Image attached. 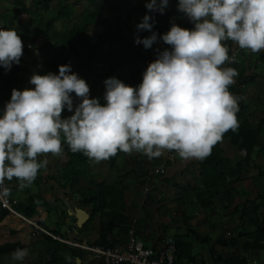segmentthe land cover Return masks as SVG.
<instances>
[{
    "label": "clouds",
    "instance_id": "1",
    "mask_svg": "<svg viewBox=\"0 0 264 264\" xmlns=\"http://www.w3.org/2000/svg\"><path fill=\"white\" fill-rule=\"evenodd\" d=\"M168 3L146 0L149 11L135 26L136 44L151 48L162 40L169 46L156 50L139 84L109 76L101 102L89 95V84L69 62L60 64L58 72L34 71L29 78L34 87L12 89L0 108V186L13 177L20 187L31 184L47 164L38 156L60 155L62 139L94 162L118 151H138L149 159L174 151L183 159L202 160L226 131L238 128L239 97L229 89L238 71L222 67L235 60L223 42L264 50V0H178V12L193 27L173 21L158 34L152 30V14L163 13ZM144 30L151 34L141 37ZM23 48L15 29L0 28V66L7 71L19 64ZM65 108L72 114L62 116ZM7 193L0 187V195ZM26 255V249L18 248L12 258Z\"/></svg>",
    "mask_w": 264,
    "mask_h": 264
},
{
    "label": "trees",
    "instance_id": "2",
    "mask_svg": "<svg viewBox=\"0 0 264 264\" xmlns=\"http://www.w3.org/2000/svg\"><path fill=\"white\" fill-rule=\"evenodd\" d=\"M14 6L15 14L20 16L23 13H31L39 7L46 10L54 0H11ZM128 0H73L72 3L61 4L57 16H61L63 11L69 10L76 3L84 2L89 5L87 9L86 20L81 23L74 24L67 30L56 31L55 34L58 40L65 44V49L73 56H80V49L83 47L87 50L86 55L79 60L77 66L72 70L77 72L85 80L91 79L93 76L94 62L96 53L101 49L106 41L115 39L122 33V24H126L129 20L127 7ZM178 0H169L167 7L163 13L155 12L152 14L154 20L153 29L158 34L166 32L171 23L180 24L182 27L191 28L193 24L183 14L177 10ZM137 8L145 14L148 11L143 10L139 6ZM100 12H106L109 17L115 18L117 24L108 26L103 32L96 35L90 34L88 31L91 28L93 21L97 19ZM126 15V16H125ZM125 16V17H123ZM47 30V29H46ZM151 34L150 30L141 34V37ZM231 44V43H230ZM45 43L43 46H46ZM167 47H169L167 45ZM130 56L126 59H118L116 65L109 64V76H117L125 83L137 85L142 80L143 70L141 64L146 57L144 45H131ZM239 51V46H238ZM31 49L27 46L23 48V54L19 64H13L10 70H5L0 66V108L4 107L6 101L11 97L13 88L24 89L25 87H34L29 83H25L22 73L28 71L25 64ZM264 62V52L258 57L256 63ZM65 63L61 58H48L43 61V66L46 72H58V66ZM119 68V73L116 70ZM254 80L251 75L240 74L237 81L229 86L230 91L239 97V110L237 114L240 116L238 120V128L233 131L229 129L223 134V137L228 138L232 144L238 145V148L244 151V156L241 159L232 160L223 156L222 149L218 146V142L212 146L211 153L204 159H200L199 173L200 179L207 184L208 189H224L228 195V204L238 192L232 188V184L240 179V172L243 167H248L252 163V153L256 149L261 150V145L257 139V134L262 132L263 121L257 122L256 128L250 125L242 115L245 107L240 100L243 93L238 86L241 84L250 83ZM102 90L94 89L90 96H98L103 102ZM71 115L69 112H64L62 116ZM264 151V150H263ZM61 163L59 164L58 174H55V181L58 185L65 182L72 188L80 182V176L83 172L87 173L88 157L82 152H73L66 141H62V153L60 154ZM255 181H260L261 184L255 198L246 201L241 210L235 209L240 214L239 220L243 221L241 229L237 233V237L247 238V242L243 244L246 250H263L264 251V169L259 168L258 174L254 177ZM19 180L13 177L10 180V191L14 195V191L19 185ZM125 189L121 185H108L100 183L94 188L87 187L86 190L78 191L81 203L89 209V219L87 223L98 218L100 221V236L95 244H105L108 234L117 233L125 234L131 227V218L129 208H127L124 200ZM235 193V194H234ZM243 194H246L243 193ZM15 197V195H14ZM207 198L201 200L202 205H206ZM228 205V206H229ZM38 206L52 207L40 193L28 194L23 200H18L14 205L16 213L5 210L0 206V256L14 252L18 248L25 249L28 246L37 245L41 251L47 255V260L43 264H76V258H82L83 251L75 248L67 243L62 242V233L59 230H52L48 234H38L28 220L35 219ZM86 223V224H87ZM84 224V225H86ZM83 225V227H84ZM249 227L253 229L249 231ZM197 236L196 233H194ZM256 235L257 242H251L250 238ZM176 240V260L178 262L186 261L191 264H198L195 258L191 255V244L184 239ZM231 244L236 243V238L230 240ZM223 264H248L246 257L236 258L234 256H226L219 259Z\"/></svg>",
    "mask_w": 264,
    "mask_h": 264
},
{
    "label": "crops",
    "instance_id": "3",
    "mask_svg": "<svg viewBox=\"0 0 264 264\" xmlns=\"http://www.w3.org/2000/svg\"><path fill=\"white\" fill-rule=\"evenodd\" d=\"M127 15L131 25L140 21L143 17V13L140 14L134 8L127 12ZM133 39L134 37L132 41ZM132 41L127 42L129 48L134 43ZM263 52L264 50H261L253 52L255 55H248L246 62L248 67H243V62L236 67L238 75L235 82L240 74L254 77L252 82L238 86L243 93L240 102L245 107L242 119H245L254 128L260 120L263 121V125L262 132L257 134L261 150L259 152L256 149L253 151L251 165L243 167L240 172V179L232 184V188L238 194L234 196L230 205L228 204V195L224 189H208L207 184L204 185L201 181L198 170L200 159H183L174 151H165L160 157L152 159H149L145 154L140 155L143 159L137 160L136 164H132L130 168L128 167L129 169L126 166L124 171H118L114 168L116 161L122 159L120 161L122 163L123 158H125L124 155L127 154V152L118 151L115 155L106 159L109 162L108 167L114 171L112 175L106 167L103 169L104 172L98 168L95 170L92 168L94 171H101L102 174H98V178L92 176V179L96 178L97 180H93V184L89 188H94L100 183L124 187V200L130 210L129 215L132 219L130 228L135 230V240L139 248H159L163 237L172 236L177 239H184L191 244V255L198 264H223L219 259L226 256L236 258L245 256L248 264H264V251L246 250L243 244L248 239L242 236L237 237L243 221L239 220V212L234 211L235 209L241 210L246 201L255 198L259 191L260 181H255L254 177L258 174L259 168L264 169V62L256 63ZM241 58L244 59L245 56ZM233 63L225 62L228 66ZM218 146L222 149L223 156L232 160L241 159L244 156V151L239 149L238 145L232 144L228 138L223 137L218 142ZM95 163L98 164L94 161L90 164L88 158L87 168L96 165ZM98 166L96 165V167ZM160 166H164L165 172L158 177L157 181H154V175L157 174H154L153 170ZM40 172L41 170H39ZM47 176L50 177L42 179L37 174L32 182L34 186H37L36 189L32 190L31 186L29 188L25 186L27 195L40 193L52 205L57 199L65 203L66 217L63 222L66 229L62 232L61 223L58 224L54 222L55 220L50 219L55 214L51 206L47 208L38 206L35 219L39 220L40 225L48 232L55 229L59 230L65 240H78L84 244L96 243L100 236V221L98 218L95 217L87 223L89 209L81 203L80 197L77 195L76 209H81L87 213V219L81 227H78L77 218L74 214L76 209H73V214L71 213L72 204L75 201L72 200L73 198L70 197L68 191L59 189L60 186L54 179L56 176L51 174H47ZM114 177L115 181L113 180ZM48 182L52 183L49 184ZM18 187H20V183ZM245 192L246 194H243ZM208 194H210V197ZM15 195L18 194L15 193ZM203 198H207L209 202H206L205 206L201 204ZM196 203L203 207L202 210L200 208L196 210ZM185 206H187L186 209ZM192 207L195 209L194 211ZM252 229V227H249V231ZM233 238H236V243H229ZM106 239L107 244L122 246L127 240V233L117 234L113 232L108 234ZM250 241L257 242V236L253 235ZM43 255L47 257L44 252ZM77 259L80 260L79 263ZM75 262L76 264H105L101 258L84 251L82 258H76ZM180 263L191 264L186 261Z\"/></svg>",
    "mask_w": 264,
    "mask_h": 264
},
{
    "label": "rangeland",
    "instance_id": "4",
    "mask_svg": "<svg viewBox=\"0 0 264 264\" xmlns=\"http://www.w3.org/2000/svg\"><path fill=\"white\" fill-rule=\"evenodd\" d=\"M72 1L73 0H54L50 4L49 9L46 11L43 7H39L31 13H23L22 15L18 16L15 14L14 6L11 0H0V28L15 29L18 32V34L21 36L24 46H27L31 49V55H29L27 61L25 62L28 71L22 73L21 75L24 78L25 83H29V78L34 71L39 72L40 74L46 73V70L43 66V61L45 59L61 58L64 60L65 63L70 62L72 64V70H73L77 66L79 60H81L86 55L87 50L83 47L80 49V56L76 57L71 55L69 52L66 51L65 44L62 41L58 40L55 34L56 31L67 30L71 28L74 24L81 23V21L86 20L87 18L86 11L89 8V5L84 2L76 3V5L72 6L69 10L63 11L64 13H62L61 16H57V12L60 10V5L63 3L70 4L72 3ZM137 6H139L145 11H148V9L146 8V0L127 1L128 12H130L134 8L141 14L142 12L138 10ZM129 21L130 19L128 20L127 24H122L123 31L121 34H119L115 39L106 41L104 46L97 51L94 62V68H93V76L91 79L86 80V82L90 86L89 95L91 94V91L94 89L102 90L105 88L104 80L106 79V75L109 72V67H108L109 64L116 65L118 59H126L130 56L129 45L127 44V42L128 43L131 42L133 37L134 39L132 42H134L135 36L137 35L135 26L139 21L132 25L129 24ZM115 24H117L115 18L109 17V15L106 12H100L97 19L93 21V24L88 32L92 35H96L98 33L103 32L105 29L108 28V26ZM145 32H146L145 30L140 31L138 34L139 35L144 34ZM231 42L233 41L228 40V41H224L223 43L225 44L226 47H229ZM45 43H47V45L43 46ZM165 47H167V44H165L161 40L155 42L151 48H145L146 57H145V61L141 64V68L143 69V71L147 67L148 63L156 58L157 55L156 50L157 49L163 50ZM248 55H255V54H253V52H251L250 50L242 49L239 47L237 57L234 63L231 65V67L236 68L238 65L242 64V62H243V67H248V65L246 64ZM242 56H245V58L242 59L241 58ZM226 64L224 63L222 67L228 66ZM39 65H42V67ZM116 71L117 73H119V68ZM234 79L236 80V77ZM75 103H78L77 98H74V104ZM64 112H69L70 114H72L66 108L63 110L62 114ZM168 152H172V151H168ZM140 155H144V154L138 151H133L131 153L127 152V154L124 155L125 158H123V162L122 163L120 162L122 159L120 161L117 160L116 161L117 163L115 164L114 168L118 171H124L125 167L127 166V169H129L132 164L137 163V160L139 161V159L141 160L143 159V157H140ZM59 157L60 155H54L51 153L40 154L38 160L39 161L47 160V164L43 165L39 169L41 170L40 173L38 170V176H40L42 179H46V177L47 178L50 177L47 176V174H51L53 176H55V174H58L57 167L61 163ZM92 162L93 161L90 160V164H92ZM97 163L98 164L96 163L95 164L97 166L98 165L100 166L96 167V165H91L90 168L87 169V173L83 172L81 174L80 184L78 182L72 188H70L69 185L65 182H62L61 185H59L60 186L59 189L66 192L68 191L70 197L73 198L72 200L75 201V203L72 204V209H71L72 214L74 212L73 209L77 208L76 203L78 198L76 197L78 195L77 194L78 191H82V190L85 191L87 187H89L90 185L92 186L93 180L95 181V179L98 178V174H102L101 171L102 172L105 171L103 170L105 167L109 169L108 171L110 172L111 175L114 173V171L110 170V168L108 167L109 162L106 159H103ZM92 168L94 170L98 168L101 171L100 172H98L97 170L94 171L92 170ZM93 175L96 176V178L92 179ZM159 176L160 175H154L153 180L157 181ZM113 180L114 181L116 180L115 177ZM52 182H48V183L51 184ZM259 185L261 186V184ZM30 186L32 190L36 189L37 187L36 185L34 186V184L32 183L27 185L28 188ZM15 193L18 194L17 195L18 197L15 195ZM14 195L17 200H23L27 195L26 187H23L21 189L20 187H17L16 190L14 191ZM208 196L210 197V194H208ZM196 207H197L196 210L199 208L200 210H202L203 208L198 203H196ZM51 208L52 210H54L55 214L50 219L55 220L54 222H57L58 224L61 223L62 226L61 231L64 232L66 229V226H64L65 224L63 222V219L66 217L65 203H62L60 199H57L53 202V206ZM186 208L187 206H185V209ZM192 209L193 211L195 210L193 207ZM69 223L71 224V222ZM29 247L30 246L26 247L27 255L24 257L23 260H14L12 258V254L8 253L0 256V264H43L47 260V257L43 255V252L40 251L37 245L33 246L32 248Z\"/></svg>",
    "mask_w": 264,
    "mask_h": 264
},
{
    "label": "built area",
    "instance_id": "5",
    "mask_svg": "<svg viewBox=\"0 0 264 264\" xmlns=\"http://www.w3.org/2000/svg\"><path fill=\"white\" fill-rule=\"evenodd\" d=\"M229 56H234L235 59L238 54V45L231 42L228 47ZM235 61V60H234ZM232 60L228 63L234 62ZM228 67V66H225ZM237 119L240 116L236 113ZM165 172L164 166H160L153 170L154 174L162 175ZM0 187L8 189L7 195H0V206L8 211L16 213L14 205L18 200L10 191V180L5 178L4 183ZM38 234H48L54 237L48 230L43 228L35 220H28ZM68 245L79 248L82 251L95 255L101 258L105 264H181L176 260V240L172 236L162 238L161 246L159 248L142 247L139 248L135 240L134 228H129L127 231V240L122 246L112 244H84L78 240H61Z\"/></svg>",
    "mask_w": 264,
    "mask_h": 264
},
{
    "label": "water",
    "instance_id": "6",
    "mask_svg": "<svg viewBox=\"0 0 264 264\" xmlns=\"http://www.w3.org/2000/svg\"><path fill=\"white\" fill-rule=\"evenodd\" d=\"M75 215H76V218H77V226H78V227H81L82 224H83V223L85 222V220L87 219V213L84 212V211L81 210V209H76ZM77 262L79 263L80 260L77 259Z\"/></svg>",
    "mask_w": 264,
    "mask_h": 264
}]
</instances>
